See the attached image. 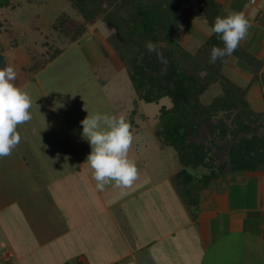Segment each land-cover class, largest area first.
<instances>
[{
    "label": "rangeland",
    "instance_id": "obj_1",
    "mask_svg": "<svg viewBox=\"0 0 264 264\" xmlns=\"http://www.w3.org/2000/svg\"><path fill=\"white\" fill-rule=\"evenodd\" d=\"M61 12L67 13L71 26L83 21L79 14L70 7L67 0H10L7 7L0 8V48L5 59V67L12 65L17 73L24 75H32L36 72L32 81H26L21 87L19 86L31 97L32 119L30 123L24 124L23 127L20 126L22 129L19 127L17 129L22 138L19 146L12 151L10 156L0 159V192L6 187L8 197L11 196L8 204L0 207V264H63L80 260H85L88 264H105L125 251L124 249L118 251L115 245L123 244L120 243L121 238H118L120 235L132 239L135 231L134 224H137L141 231L140 235L151 240L170 229L176 233L178 226L185 220L181 218L180 221H175L176 216L170 217L168 214L165 216L169 210L177 207L175 201L179 198L178 195L176 198L175 194L169 192L170 185L164 179L165 174L171 171L173 181L176 168L173 166L172 158L169 157L172 153L162 149L153 133L157 121V103L137 101L136 107H139L137 110L141 109L143 118L139 119L135 116L133 124L130 123L129 113L134 106L131 107L130 103L136 97L127 74L120 69L116 76L109 79L103 78L95 62L97 54L93 52L91 55L88 53V47L82 44L87 43V38L94 39L97 42L95 47L98 54L106 57L108 49L102 43L112 29L98 19L86 24L85 35L69 43L72 41H69L68 37L51 28L53 19ZM56 47L62 52H59L50 62L45 63L48 53ZM39 67H42L41 70ZM18 79L19 75L16 80ZM39 81H41L40 84ZM261 81L264 84V80L261 79ZM262 88L264 90V87ZM220 92V87L214 84L202 94L201 101L207 103ZM46 97H49L52 102L58 100V103L54 105V115H46L37 123L36 113L43 116L47 113V107L43 102ZM164 99L166 101L163 102L170 105L169 99ZM117 105H123L121 113L118 110L115 111ZM88 112L107 113L117 117L122 115L130 123L131 128L132 126L135 128V125L139 126L133 133L134 141L128 154L129 159L135 161L137 165L139 177L129 188L107 187V190L115 193L117 200L114 199L110 203L112 207L109 213L107 211L101 213L94 207V204L91 206L93 211L97 212V221L90 222L87 226L76 227L74 232L65 233L59 241L40 240L38 233L43 230V227H37V233L34 226L31 227V221L25 217L26 212L33 213V220L38 221L39 217L32 205L38 208L42 196L36 193L22 195V179L18 178L20 152L25 156V146L33 143L39 151L41 161L47 164L49 171L53 174L61 173L66 168L77 165L76 158H73V156L76 157L72 150L73 147L77 155H81L86 161L91 147L88 141L81 137L80 121L88 115ZM258 114L261 116L257 120L264 122V113L258 112ZM55 117L59 119V122ZM69 127L70 130H68ZM22 131L27 133V139ZM67 131L72 137L69 141L65 140ZM258 133L264 135V123ZM50 136L56 137L52 145L42 141ZM57 155L61 157L53 161L57 159ZM11 168L13 171L10 170ZM143 168L149 178L143 174ZM229 173L227 171L225 177L213 179L201 185L200 204L206 206V210L212 209L215 203L226 201L225 193L220 190L225 189L227 182L233 181L231 176L228 177ZM243 173V171H238L235 175L245 178ZM23 181V184L29 185L28 181L25 182V179ZM135 185L137 186L133 189L135 192L140 191L139 198L136 194H131L132 191L127 192ZM118 195L120 198L123 197V204L118 203L120 201L117 198ZM5 196L6 194L4 198ZM29 198L32 203L29 202ZM77 198L84 205V199L80 196ZM1 200L0 203H3L4 201ZM24 205H29L28 211L25 210ZM114 214L117 225H113L110 221V217ZM102 222L104 224L101 225ZM67 228L65 225V227H59V230H67ZM164 242L163 239H159L156 245V259L160 264L164 260L168 261V258L173 259L179 246L184 251L192 250L190 244L185 242L180 244L178 241L177 244L176 242L172 244L176 246H166ZM101 245L106 249L104 257H99L98 250ZM253 248L248 250L245 262L260 264L255 254L252 253L257 251ZM130 260L122 256L119 263L127 264ZM232 261L238 262L236 258H232Z\"/></svg>",
    "mask_w": 264,
    "mask_h": 264
},
{
    "label": "trees",
    "instance_id": "obj_2",
    "mask_svg": "<svg viewBox=\"0 0 264 264\" xmlns=\"http://www.w3.org/2000/svg\"><path fill=\"white\" fill-rule=\"evenodd\" d=\"M186 1L67 0L83 21L71 26L67 13L61 12L51 28L69 41L81 37L86 24L98 19L112 29L106 41L122 63L136 97L130 123L142 115L137 111V100L159 103L162 98L169 99V106L158 108L153 133L162 149L173 154L169 155L176 168L173 186L195 218L202 184L225 177L227 171L264 170V135L258 133L264 122L257 120L261 115L245 98L246 88L223 74L222 64L228 57L209 62L211 49L224 46L219 36L211 31L194 52L180 45L179 10ZM195 1L212 28L215 18L221 17L220 4L215 0ZM9 4L10 0H0V8ZM147 41L158 46L167 58L166 65L146 49ZM59 52L54 48L45 63ZM232 55L251 67V80L259 76L264 80L261 60L238 48ZM4 67L0 48V69ZM214 84L221 92L203 103L201 95Z\"/></svg>",
    "mask_w": 264,
    "mask_h": 264
},
{
    "label": "crops",
    "instance_id": "obj_3",
    "mask_svg": "<svg viewBox=\"0 0 264 264\" xmlns=\"http://www.w3.org/2000/svg\"><path fill=\"white\" fill-rule=\"evenodd\" d=\"M215 1L220 4L222 18L230 13L239 12L243 13L249 20L251 27L248 30V36L245 40L240 42L238 49L244 50L253 57L261 60L262 67L264 68V0ZM179 14L181 16L179 43L188 51L194 52L209 36L211 27L206 23L195 0H188L183 3L180 7ZM110 32H112V30ZM73 42L74 41L69 43ZM82 44L88 47V53L93 55V52H95L97 54L95 62L103 78L109 79L110 77L116 76L120 72V69L124 70L122 63L106 42V37L104 38V43H102L105 44L108 49V55L106 57L98 54L97 48L95 47L97 42L94 39L87 38V43ZM61 52L62 50H60V53ZM42 67L39 69L41 70ZM222 72L233 83L242 88H246L245 98L250 106L255 111L264 113V90L262 88L264 84L263 81H261V76L254 81L251 80V67L234 55H231L223 62ZM18 75L19 79L14 83L18 87H21L26 81H32L36 72L32 75L17 73V76ZM38 83L40 84L41 81ZM134 99L131 100V107L133 106ZM56 101L52 102L49 97L43 99L47 107V113L44 116L36 113V118L38 117L37 123H39V120L42 118L46 117V115H54V105L58 103V100ZM163 101L166 100L162 98L159 103L156 104L157 108H159L160 105L169 106L168 103ZM88 102L90 103L89 100ZM122 107L123 105H117L115 111L118 110V112L121 113ZM137 111L143 115L141 109ZM142 115H136V117L142 119ZM58 120L57 118V121ZM21 126L23 127V125ZM136 127L139 126L135 125V128ZM132 128V133H135L136 129L133 126ZM19 129L22 128L19 126ZM68 130H70V127ZM23 133L25 135L24 137L27 139V133ZM66 134L65 140H71V134L68 131ZM29 136H31L30 132ZM42 141L51 143L52 145L53 141H56V137H46V139ZM34 146L36 145L33 143H28L25 146V156L20 152V162L18 163L20 164V173L18 178L22 179V195L25 193H36L42 196L41 204L38 208L32 205L35 212H37V217H39L38 221L36 220L35 222V220H33V213L26 212L25 217L31 221V227L33 225L36 232L37 227H43L40 233L37 232L40 240L49 242L54 240L59 241L65 233L69 232L68 234H70V232H74L76 227L87 226L90 222L97 221V212L93 211L91 208L93 204L101 213L102 211H107V213H109V209L112 207L110 203L114 199L117 200L115 193H111L107 188L103 192L96 190V182L92 178V170H88L89 166L81 155H77V151L74 149L75 147H73L72 150L75 152L76 157L73 156V158H76L77 165L66 168L61 173L56 172L57 174H53L49 171L47 164L41 161L39 151ZM59 157L61 156L57 155V159L53 161L59 160ZM16 168H18V166H16ZM10 170L13 171L12 168ZM77 171H79L78 174ZM143 172V174L149 178L145 170ZM243 172L245 178L235 175V173L237 174L238 172H230L228 174V177L231 176L233 181L227 182L225 189L220 190L225 193V202L223 200L221 203H215V206L210 210H206V206H201V204H199V211L195 218L191 217L186 204L183 203L180 196L177 194L173 186L171 171L165 174L164 179L167 180L170 185L169 192L175 194V197L178 195L177 197L181 200L178 201L179 199H176L175 205L177 207L169 210L165 216L167 214L170 217L176 216L175 221H180L181 218H185V220H183L184 223L178 226L179 229L176 233L172 232V229H170L168 232L165 231L151 240L150 238L146 239L140 235L141 231L137 224H134L135 231L132 235V239L125 238L123 235L118 237L121 238L120 243L123 244H116L115 246L118 251L123 249L125 251L120 253V256L117 258L110 259L108 261L109 264H120L119 261L122 256L131 259L127 264H160L156 259V245L159 239H163L166 246H171L175 244V242L177 244L179 241L180 244L181 242L190 244L192 248V250L184 251L182 247L179 246V250L175 253L176 256L173 257V259L171 257L172 260L170 258H168V261L164 260L162 264H250L248 261L247 263L245 262V256L249 253L248 250L251 249V247H254L253 250H257L256 253H252L255 254L260 264H264V170ZM55 178L56 180H54ZM235 178L237 180H235ZM23 179H25V182H29L28 186L23 184ZM82 185L83 187H81ZM136 186L137 185L133 186L131 190L127 192L132 191L131 194H136V197L139 198L140 191L136 189L137 192H135V189H133ZM2 191L0 192V199L4 202L0 203V207L7 205L11 199V196L8 197L9 193H7L6 187ZM4 194H6L5 198ZM122 195L124 196V193H122ZM79 196L84 199V205L79 202L77 198ZM117 198L120 200L118 203L123 204V197L120 198L118 195ZM29 202L32 203L30 198ZM28 206L29 205H24L26 211L29 209ZM173 210H175L174 214H172ZM110 218V221H112L111 223L117 225L116 215L114 214L113 217ZM102 224L104 223L102 222L101 225ZM65 225L68 227L67 230H59V227H65ZM165 226L164 224V227ZM102 233L104 232L102 231ZM133 241H135L134 244ZM98 251V253H100L99 257H104L106 251L105 246L103 247L101 245ZM232 258H236L238 262L235 263L232 261ZM81 261L83 264H88L85 260Z\"/></svg>",
    "mask_w": 264,
    "mask_h": 264
},
{
    "label": "clouds",
    "instance_id": "obj_4",
    "mask_svg": "<svg viewBox=\"0 0 264 264\" xmlns=\"http://www.w3.org/2000/svg\"><path fill=\"white\" fill-rule=\"evenodd\" d=\"M250 27L243 13L233 12L223 18L216 17L211 31L219 36L224 46L211 49L209 62L230 57L240 42L247 38ZM145 47L156 54L160 63H168L152 41H147ZM16 79L14 66L0 69V159L10 156L19 146L22 138L17 129L32 119L31 97L14 83ZM80 123L81 137L91 147L86 164L92 170L96 190L103 192L108 186L120 189L131 187L139 177V170L128 155L134 141L130 123L123 116L101 112H88Z\"/></svg>",
    "mask_w": 264,
    "mask_h": 264
}]
</instances>
